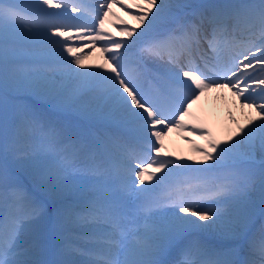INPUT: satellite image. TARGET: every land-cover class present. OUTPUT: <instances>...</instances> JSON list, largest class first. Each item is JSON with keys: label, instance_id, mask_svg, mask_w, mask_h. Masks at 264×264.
I'll list each match as a JSON object with an SVG mask.
<instances>
[{"label": "snow or ice", "instance_id": "6c2138e0", "mask_svg": "<svg viewBox=\"0 0 264 264\" xmlns=\"http://www.w3.org/2000/svg\"><path fill=\"white\" fill-rule=\"evenodd\" d=\"M115 2L0 0V264H264V227H249L264 216V0H144V30H122L136 39L102 45L118 53L108 74L84 71L75 41H111ZM34 37L39 58L21 53ZM217 88L260 122L210 142L206 167L160 158L163 137ZM20 93L108 126L74 134L28 106L9 111Z\"/></svg>", "mask_w": 264, "mask_h": 264}, {"label": "bare ground", "instance_id": "6f19581e", "mask_svg": "<svg viewBox=\"0 0 264 264\" xmlns=\"http://www.w3.org/2000/svg\"><path fill=\"white\" fill-rule=\"evenodd\" d=\"M219 3L223 0H195L196 4L201 3ZM88 3H95V0H86ZM190 3L194 4L189 0ZM144 5V0H116L115 3L111 4L109 15L105 19L103 32L106 35H110L113 39L111 41H97L95 46L88 43V41H75V44L83 45L77 55L84 56L83 64L85 65L84 71H101L108 74L109 57L117 55L115 50L105 52L102 49V45H111L113 41L122 42L125 44L131 43L136 39L134 34L129 37L125 34L123 29L132 30L134 29L136 33H140L144 30L148 21L144 24L135 18L136 14L140 13V7ZM49 11H59L56 9H48ZM98 27V24L96 25ZM55 38V37H54ZM44 45L38 42V38H32L31 42H24L21 47V53L24 55H29L33 57H42ZM124 49H120L123 52ZM67 59L71 60L72 57L68 56L67 53L64 54ZM75 68V65H73ZM77 71L81 69L77 68ZM251 70V69H250ZM74 87V85L72 86ZM33 95V94H25ZM36 97H40L34 95ZM45 103H48L44 98H40ZM84 102L90 104L92 107L91 96H84ZM71 110V109H70ZM70 110L62 111L69 112ZM76 117L84 118L78 111L74 110ZM190 121L194 124L193 131L195 135H187L184 139L183 144H179L178 141H166L163 145L162 156L160 158L175 161L176 164H188L193 168L196 167H206L207 164L212 163V161L204 162L201 155L202 151L210 150V142L217 143L223 146L226 142L232 143L235 139H239L237 133L240 129L247 130V127H251V122L259 123V117L257 116V111L242 107L241 100L239 102H227L224 104H205L201 102H196L192 105L189 114ZM89 125L99 126L108 125V120L104 116L97 115L94 118L86 119ZM62 124V123H61ZM60 125V124H59ZM61 126V125H60ZM247 126V127H246ZM190 129V128H189ZM206 133V135H201L200 133ZM154 154V153H153ZM216 155V153H213ZM259 162V157H257V163ZM151 172L152 170L149 169ZM167 171V169H165ZM164 175L163 172L154 173V177H159ZM146 182L149 185L155 184V178L152 181ZM143 186V185H142ZM87 191V188L84 189ZM156 196H163V191H158L155 193ZM254 199H256L257 204L259 202L258 193H253ZM191 219H197L196 217H186ZM204 223H209L205 221ZM252 224V223H251ZM211 239V237H209Z\"/></svg>", "mask_w": 264, "mask_h": 264}, {"label": "rangeland", "instance_id": "374dc122", "mask_svg": "<svg viewBox=\"0 0 264 264\" xmlns=\"http://www.w3.org/2000/svg\"><path fill=\"white\" fill-rule=\"evenodd\" d=\"M20 94H23V98L21 97V102L24 103V105H26L28 107H31V108H34V106H35L37 109H41V110H39L40 113H42V111H44V113H46V114L49 112L48 114H50L54 119L59 117L58 114L53 113L52 111H56L58 113L60 111H57V110L53 109L50 105H46L42 101L40 102L39 101L40 99L38 101H36L31 96H24V93H20ZM10 95H17V94H10ZM39 98H41V97H39ZM46 107L50 108V110L47 109ZM44 109H46L48 111H45ZM73 123H74V125H76V127L79 124L75 119H74V122ZM79 134H87V133L86 132H79ZM252 222H251L252 223L251 225L253 227H256V232L255 233H258L259 227L263 223V220L261 219V215H260V213H259L258 210H257L255 216L253 217Z\"/></svg>", "mask_w": 264, "mask_h": 264}]
</instances>
